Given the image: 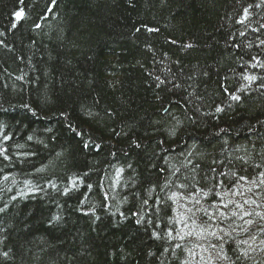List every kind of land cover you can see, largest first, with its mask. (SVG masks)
<instances>
[{
    "label": "trees",
    "instance_id": "obj_1",
    "mask_svg": "<svg viewBox=\"0 0 264 264\" xmlns=\"http://www.w3.org/2000/svg\"><path fill=\"white\" fill-rule=\"evenodd\" d=\"M262 65L264 0H0V264H205L221 203L264 264Z\"/></svg>",
    "mask_w": 264,
    "mask_h": 264
},
{
    "label": "snow or ice",
    "instance_id": "obj_2",
    "mask_svg": "<svg viewBox=\"0 0 264 264\" xmlns=\"http://www.w3.org/2000/svg\"><path fill=\"white\" fill-rule=\"evenodd\" d=\"M22 17V12H17L16 13V18L17 20L21 19ZM188 47H191V45H188ZM253 59H255V57H253ZM257 64H260L259 61H257ZM256 65H253V67H255ZM264 66V65H262ZM246 79H251L254 80L255 77H245ZM232 100H236L238 101L240 99V97L236 96V95H232L231 96ZM217 112L222 111L221 108H217L216 109ZM85 147H87V145H85ZM7 159V157H5ZM257 167H259V165H257ZM261 176H264V173L260 174ZM240 180H247L246 177H239ZM253 184L256 183V180L252 181ZM261 184H264V179L260 180ZM181 187H183V185H181ZM201 192H203V189H200ZM193 194H189V199H191ZM175 196V193H173V197ZM221 200H223V197L220 198ZM146 203V201H145ZM196 204H199L200 201L199 199L195 200ZM245 203H249V201L245 200ZM252 203H255V201H252ZM211 207H216L217 211L211 212L208 209H197V211H202L204 213L205 216L208 217V220L204 222V224H196V221L194 219L195 217V213L192 214L191 217L188 218V220L182 221L186 227L189 226V221H191V224L195 225L197 228L200 229L201 234L207 232L209 235L215 237L217 240L221 241V243L219 245L217 244H211L210 247L215 250L217 248H219V251L215 252V255L213 256L211 252H209V256L207 258V260H205V264H217V262L219 261H225V262H230V264H235V261H232V258L230 256H228L224 250H223V240H224V236H227L228 233L224 232L223 228H219V225H217V227L219 228L220 232L224 233V236H220L217 234L216 231H209V229L212 227L213 224H216V221L219 220V224H223L225 217V213L223 211H221L222 208H227L228 204L227 203H221L219 206L217 205H211ZM237 207H239V205H237ZM256 207H260V205H256ZM189 211H191V209H189ZM253 215V213L251 212H244L242 215H240V219L243 220L245 216H251ZM255 215L260 216L262 220H264V216H261V214L259 212L255 213ZM232 216L235 217L237 216L236 212H232ZM54 220H58L59 217H54ZM245 224H247V228H244L243 226H240L242 228L243 231L247 232L249 231L253 224L254 221L252 220H247L245 221ZM207 225V226H205ZM260 228L261 231H264V226H258ZM173 231H175V229H173L172 231H169L167 233V235L171 238L173 237ZM177 235L179 236L180 239H183L184 236L181 235L180 233H177ZM188 235H192L191 232L188 233ZM244 243H247V241H244ZM177 247H181L180 245H177ZM205 251H208L207 249H205ZM190 255L195 258V253L192 250H189ZM241 255H246L245 253H241ZM203 259V258H202ZM237 259H239V257H237ZM185 264H188L187 261H185Z\"/></svg>",
    "mask_w": 264,
    "mask_h": 264
}]
</instances>
